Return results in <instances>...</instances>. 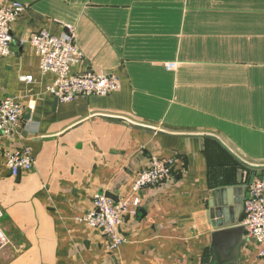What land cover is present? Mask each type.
<instances>
[{"label": "crops", "instance_id": "1", "mask_svg": "<svg viewBox=\"0 0 264 264\" xmlns=\"http://www.w3.org/2000/svg\"><path fill=\"white\" fill-rule=\"evenodd\" d=\"M11 1L25 9L12 26V52L0 59V100L17 99L24 114L18 133L0 135V264H229L212 252L208 213L218 190H231L226 202L235 206L234 187L244 199L264 176V0L0 7ZM41 29L74 30L85 56L71 74L113 73L120 88L60 101L48 90L55 75L42 72L29 41ZM22 145L34 167L13 177L4 153ZM153 155L174 157L172 174L140 192L137 213L121 226L125 243L110 249L78 218L97 194L130 195ZM242 239L238 264H264L245 227Z\"/></svg>", "mask_w": 264, "mask_h": 264}, {"label": "built area", "instance_id": "2", "mask_svg": "<svg viewBox=\"0 0 264 264\" xmlns=\"http://www.w3.org/2000/svg\"><path fill=\"white\" fill-rule=\"evenodd\" d=\"M25 6L19 1H11L0 7V59L12 51V26ZM35 53L39 57L42 72L55 75L54 82L48 87L60 101H73L79 95H107L120 88L118 77L113 74H100L87 71L84 74H71V68L83 60L85 54L77 45L74 30L66 35H54L47 29H41L30 35ZM171 70L177 62H167ZM32 82V75L21 77ZM24 114L23 105L15 98L0 100V135L14 136ZM5 164L13 177L34 167L32 150L27 145L13 147L4 153ZM174 157L151 156L146 168L141 169L132 185V192L115 201L106 194L94 197L90 211L81 218V222L94 229L101 230L110 249L116 250L126 238L122 233V223L127 216L135 215L141 204L140 192L168 178L175 167ZM243 225L248 238L258 246L259 256L264 259V176L256 177L249 185L248 194L243 199Z\"/></svg>", "mask_w": 264, "mask_h": 264}, {"label": "water", "instance_id": "3", "mask_svg": "<svg viewBox=\"0 0 264 264\" xmlns=\"http://www.w3.org/2000/svg\"><path fill=\"white\" fill-rule=\"evenodd\" d=\"M232 192L237 195L235 206L232 204L228 206L226 202L227 193H231V190L221 189L216 192L217 203H214L215 201L211 203L208 215L213 219L211 222L212 227L216 229V232L213 234L216 248L212 252H216L219 257H222L224 263L238 264L239 258L237 255L239 256L240 248L243 244L244 231L242 225L244 220V213L242 212L243 187H234ZM106 195L118 201V198L112 193L108 192ZM226 256H232V261H228Z\"/></svg>", "mask_w": 264, "mask_h": 264}]
</instances>
